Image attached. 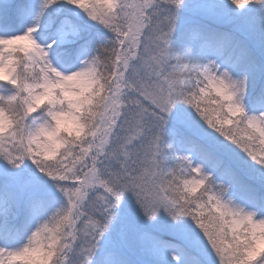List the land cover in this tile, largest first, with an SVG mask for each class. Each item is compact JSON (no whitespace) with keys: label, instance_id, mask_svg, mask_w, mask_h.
Listing matches in <instances>:
<instances>
[{"label":"snow or ice","instance_id":"obj_1","mask_svg":"<svg viewBox=\"0 0 264 264\" xmlns=\"http://www.w3.org/2000/svg\"><path fill=\"white\" fill-rule=\"evenodd\" d=\"M0 264H264V0H0Z\"/></svg>","mask_w":264,"mask_h":264}]
</instances>
